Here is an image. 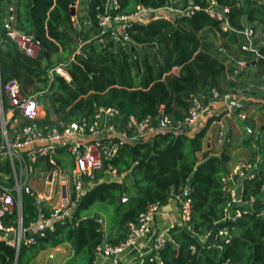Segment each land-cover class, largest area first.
Returning <instances> with one entry per match:
<instances>
[{"label": "trees", "instance_id": "16d2710c", "mask_svg": "<svg viewBox=\"0 0 264 264\" xmlns=\"http://www.w3.org/2000/svg\"><path fill=\"white\" fill-rule=\"evenodd\" d=\"M118 1L121 10L129 12L137 5L158 8L172 3L183 8L190 0ZM191 1L200 9L189 16L133 23L128 29L132 46L124 50L111 40L105 44L96 40L95 14L102 0H85L84 7L79 1L75 17L70 14L72 0H15L14 4L0 0V81L3 84L16 78L23 94H35L45 110L40 123L49 126L60 127L78 115L93 113L101 105L117 107L124 119L130 114L139 120L146 116L155 118L160 110L182 118L190 95L211 88L224 94L219 87L225 72L223 52L220 46L211 49L199 32L204 28L215 30L224 48L228 42L237 45L248 54L249 61L254 55L241 49L246 41L243 30L248 25L254 35L264 21L263 0H216L218 6L228 9L227 19L232 28L222 31L219 21L204 11L208 0ZM9 5L15 7L12 26L33 36L39 45L36 55H26L6 36L3 22ZM260 41L264 38L253 40L260 54L256 75H262L264 82V43L259 44ZM52 55H70L65 63L69 81L60 75L52 79L47 76V70L55 65ZM174 67H179L178 73L171 72ZM218 117L210 116L192 135L166 130L141 141L124 142L85 185L69 218L53 220L51 227L41 230L43 235L35 233L34 244L21 245L18 252L0 240V264H29L39 252L64 242L70 245L73 255L62 264H94L98 245L123 239L126 223L148 204L164 205L176 195L189 198L190 219L171 226L164 245L146 254L142 264H264V202L235 220L222 221L226 199L221 176L229 171L230 146L222 142L219 152L203 150L208 127ZM246 121L249 124V118ZM240 125L243 126L242 122ZM240 145L249 151L247 160L254 162L257 170L254 178L241 181L242 200L249 201L260 195L264 182V131L255 137L244 127ZM65 157L69 158V154L59 148L57 163L62 164ZM50 166L48 162L44 164L46 169ZM107 167L115 169L119 178L105 176ZM0 181L13 182L6 159L0 161ZM121 193L126 199L120 200ZM96 203L113 206L114 217L108 232L101 230L102 216L89 211ZM40 215L49 217L50 211L34 195L22 192L23 227ZM13 218L4 216L2 221L14 224ZM222 227L229 230L228 241L219 240L221 248L210 246L209 235Z\"/></svg>", "mask_w": 264, "mask_h": 264}, {"label": "built area", "instance_id": "2783aa9c", "mask_svg": "<svg viewBox=\"0 0 264 264\" xmlns=\"http://www.w3.org/2000/svg\"><path fill=\"white\" fill-rule=\"evenodd\" d=\"M208 1L204 11L219 21L222 31L231 30L227 19L228 9L218 6L216 0ZM14 9L13 5L8 6L7 16L3 22L6 36L26 55L34 56L39 50V45L33 36L12 26L15 18ZM199 9L200 7L190 0L183 8L172 3L158 8L137 5L132 11L124 12L118 0H102L95 14L98 29L96 40L103 44L111 40L125 50L132 46L128 29L133 23H144L158 17L173 20L176 15L189 16L194 10ZM243 34L246 41L241 49L252 52L256 60L260 54L248 25L244 28ZM247 63L246 60L237 59L234 73L242 71ZM65 66L64 63L53 65L47 70V76L52 79L55 75H60L69 81ZM229 99H235L231 93L220 94L215 88L206 89L199 94L190 95L188 109L182 118H175L160 110L155 118L146 116L140 120L132 114L124 119L117 107L101 105L89 115H78L69 122L62 123L60 127H55L40 123L45 115L44 107L35 94L22 93L16 78H9L3 84L0 81V161L6 159L9 162L13 180L10 184L0 181V240L13 246L16 252L21 245L30 246L36 242V232L31 230V225L28 227L22 225L21 195L25 186L32 190L31 194L36 200L56 198L58 203L51 208L49 217H40L43 224L41 230L51 227L53 220L70 217L85 191V185L94 179L96 172L102 170L104 160H110L116 155L124 142L141 141L166 130L188 134V127L204 117L212 101L222 100L227 103ZM239 116L245 118L244 113H240ZM222 127L220 124L215 138V142L219 144L222 143L224 135ZM59 148H63L69 154V158L65 157L62 164L56 161ZM46 162L51 165L48 169L44 167ZM104 173L109 179L119 178L115 169L111 167H107ZM256 174V164L242 160L235 162L229 171L221 176L223 196L226 199L223 222L235 220L241 213L252 210L250 201L254 197L249 201L242 200L241 181L244 178L252 179ZM32 180L33 184L42 181L48 190L32 188L30 185ZM260 191L258 197L263 203L264 182ZM176 199L180 212V221L177 224L182 225L190 219V200L183 195H176ZM161 206L158 202L148 204L134 220L126 223L123 239L116 243L104 242L97 246V256L111 258L113 263L119 261L117 256L121 252L136 247L152 233L155 217ZM4 216H15L14 224H5L2 221ZM187 228L190 226L187 225ZM41 230L39 233L43 235ZM229 237L227 227L218 228L209 235V245L221 248L218 241L227 242ZM166 239L167 232L159 235L151 251L162 247ZM144 256L140 255L127 263L142 264Z\"/></svg>", "mask_w": 264, "mask_h": 264}, {"label": "crops", "instance_id": "0c3cea01", "mask_svg": "<svg viewBox=\"0 0 264 264\" xmlns=\"http://www.w3.org/2000/svg\"><path fill=\"white\" fill-rule=\"evenodd\" d=\"M9 1L12 4H14L15 2V0H9ZM78 2L79 0H77V4L75 7L76 12L78 8ZM260 26H264V21L260 23ZM211 30L213 29L204 28L199 32V35L204 39L205 43L211 45L210 47L211 49H214L215 42L213 44L212 42L208 41L213 32ZM254 34L255 35H253V38L257 36V33ZM212 36L214 37L215 41H217L216 43L220 46V49L223 52V54L221 55V59L224 58L223 63L225 66V72L224 75H222V77L220 78V82H219L220 89L223 91L224 94L231 93L235 99H239L241 97L246 96L245 98L247 99L248 104L246 108H242L243 110H241L236 114L233 111L229 110L230 108L228 107V104L225 103L224 101L222 100L212 101L210 105H208L207 112L204 115V117L196 121L190 127H188L187 132L189 135H192L204 126V124L206 123V121L210 116L211 117L219 116L216 120L212 121L208 127V130L204 137L203 150L211 149L213 152L220 151V145L222 143L219 144L215 142V138L220 128V124L222 125L223 124L222 121H224L225 123L222 125L223 126L222 128L223 131L225 129V139L223 138L222 142H224V146H225L226 138L227 136L229 137L228 145L230 146L229 152L231 155V160L229 162L228 168L230 169L235 162L249 159V151L240 145V141L243 136L244 127L246 126L249 128L251 127L250 130L252 131V135L255 137L259 136L260 133L261 135L263 134L264 113H263L262 105L264 104V82L262 75H256V73L259 70L256 65V60H254L253 57L248 61L247 59L248 54L246 52H242L237 47V45L232 44L230 42H228V46L224 48L219 43V41L221 42L222 40L217 37V33L215 32V30ZM258 43L262 44L264 43V41H260ZM239 58L246 60L248 63L246 64L245 68L242 71L236 74L234 73V69L236 67V60ZM231 69L233 70V73H230ZM178 71H179V67H174L171 70L172 73H178ZM240 113H244L245 115L244 119H242L239 116ZM246 118H249V124L248 121H246ZM245 121L247 122V125L245 124ZM241 122L243 126L240 125ZM214 124H217L216 128L213 127ZM33 182H34L33 180L30 181V185L32 186V188L35 189L39 188L40 190H48L47 187L43 186L42 181H36L34 184ZM37 202L42 207L47 208L50 212H51V208L58 203L56 201V198L46 201L37 200ZM259 204H261L260 198L254 197L250 201V208L254 210L258 207ZM41 216L42 215H40V217ZM40 217L38 220L30 224L31 230L35 231L36 233L39 232L43 226V224L40 221L41 220ZM14 219L15 216L12 219V221H14ZM179 221H180V212L178 208L177 199L176 197L171 198L168 200L166 204L160 207L155 217L154 230L152 231V233L149 234L147 237H145L144 240L140 241V243H138L136 247L127 248L123 252H121L117 256V260L127 263L133 259H136L140 255L148 254L152 250L154 244L156 243L158 236L161 235L162 233L167 232L171 226L177 224ZM103 230L106 229L103 228ZM40 254H43L41 258L39 257ZM72 255L73 252L70 248V245L67 242H64L54 248H47L41 251L36 255V257H34L30 261L29 264H46L48 260H50L49 264H62ZM112 262L113 261L111 258L96 256L94 264H111Z\"/></svg>", "mask_w": 264, "mask_h": 264}, {"label": "rangeland", "instance_id": "374dc122", "mask_svg": "<svg viewBox=\"0 0 264 264\" xmlns=\"http://www.w3.org/2000/svg\"><path fill=\"white\" fill-rule=\"evenodd\" d=\"M79 1L81 2L79 5L84 7L85 6V3H84L85 0H79ZM88 28H89V26L86 25L85 30H87ZM211 31L214 32V30H211ZM213 32H212V34H213ZM256 33H257V36L255 37V39H257V38L258 39L259 38H261V39L264 38V26L258 25L257 30H256ZM212 34H211V37H210V39L208 41L212 42L213 44L215 42V46H214V49H215V47L217 48L219 45L216 43L217 41H215V39L212 36ZM217 37L219 38L218 33H217ZM207 38H208V36H207ZM219 43L221 45H224L223 40L221 42L219 41ZM58 57H60L61 59L57 60ZM69 58H70V55H67V56H65V55H59V56L52 55V61H53L54 64H58V63H64L65 64L68 61ZM222 122H223V124L225 123L224 121H222ZM213 127L216 128L217 127V124H214ZM223 138L225 139V129H224ZM124 199H126V195L125 194H124V198L122 200H124ZM89 211H92V213H95L96 212V213H98L99 215L102 216V218L104 220L103 228H105L106 229V232H108V230L110 229V226H111L112 219L114 217V209H113V206L108 205V204L96 203L93 206H91V208L89 209ZM42 256H43V254H40L39 255L40 258ZM39 257H37V258H39ZM49 262H50V260H48L46 264H49Z\"/></svg>", "mask_w": 264, "mask_h": 264}, {"label": "water", "instance_id": "95a60500", "mask_svg": "<svg viewBox=\"0 0 264 264\" xmlns=\"http://www.w3.org/2000/svg\"><path fill=\"white\" fill-rule=\"evenodd\" d=\"M76 4H77V0H72L71 6H70V14L72 16H74L76 14V10H75ZM75 27H78V24H75ZM43 52L46 55V46L45 45H43ZM209 81H211V79H209ZM227 104H228V107L230 108L231 111H233L234 113H238L239 109L247 106L248 101L245 98L238 99V100L229 99ZM245 124L247 125L246 121H245ZM246 128L249 131V134L252 135V131L250 130V128L247 126H246ZM228 142H229V137L227 136L226 141H225V146L228 145ZM23 192L31 194L32 190L28 186H25L23 188ZM123 198H124V193H121L120 194V200H122ZM101 230H103V227H101ZM25 234H26V232H25Z\"/></svg>", "mask_w": 264, "mask_h": 264}]
</instances>
